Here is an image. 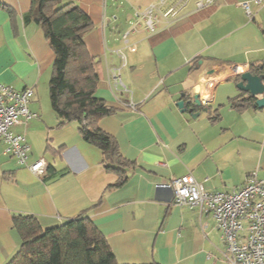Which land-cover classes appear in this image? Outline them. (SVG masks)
Instances as JSON below:
<instances>
[{"label":"crops","instance_id":"crops-1","mask_svg":"<svg viewBox=\"0 0 264 264\" xmlns=\"http://www.w3.org/2000/svg\"><path fill=\"white\" fill-rule=\"evenodd\" d=\"M72 1L92 24L84 42L96 96L114 109L98 126L130 166L118 185L119 175L82 140L78 125L62 124L48 92L54 52L30 18L31 0H0V84L31 89L29 109L38 114L12 129L30 146L26 166L0 139V264L20 245L13 216H34L46 229L81 214L119 264H230L212 216L174 205L172 193L156 186L191 175L207 191L230 193L249 174L264 180V108L242 103L248 95L236 88L239 74L264 64V6L161 0L150 33L135 7L153 0H129L133 13L118 0ZM170 7L177 15L167 22ZM196 87L201 106L181 111L177 103ZM38 159L47 164L41 176L27 168Z\"/></svg>","mask_w":264,"mask_h":264},{"label":"trees","instance_id":"trees-1","mask_svg":"<svg viewBox=\"0 0 264 264\" xmlns=\"http://www.w3.org/2000/svg\"><path fill=\"white\" fill-rule=\"evenodd\" d=\"M30 18L54 52L48 84L52 110L62 124L78 125L82 140L101 151L104 166L119 175L121 185L130 164L114 138L98 126L114 109L96 96L98 76L84 42L92 24L72 0H31ZM249 72L264 80V64L252 66ZM242 103L254 107L255 99L248 96ZM12 227L20 245L7 264H119L105 238L83 214L46 229L34 216L15 215Z\"/></svg>","mask_w":264,"mask_h":264},{"label":"built area","instance_id":"built-area-1","mask_svg":"<svg viewBox=\"0 0 264 264\" xmlns=\"http://www.w3.org/2000/svg\"><path fill=\"white\" fill-rule=\"evenodd\" d=\"M253 2L264 6V0ZM240 6L247 14L250 13L248 3H241ZM153 11L154 6H149L143 13L145 29L150 33L155 32L157 27ZM176 15L177 11L170 7L163 18L169 22ZM235 74H239L238 69ZM114 80L120 83L119 76ZM33 95L31 89L17 91L12 86L0 84V139L6 144L5 153L13 156L20 166H26L30 146L23 134H15L12 129L38 118V114L29 109ZM27 168L41 176L47 164L38 159ZM156 187L170 191L174 205L198 209L212 216L221 232L230 264H264V180L257 179L255 173L246 177L240 189L230 193L207 191L191 175Z\"/></svg>","mask_w":264,"mask_h":264},{"label":"water","instance_id":"water-1","mask_svg":"<svg viewBox=\"0 0 264 264\" xmlns=\"http://www.w3.org/2000/svg\"><path fill=\"white\" fill-rule=\"evenodd\" d=\"M240 82L236 84V88L247 94L248 96L255 99L254 107L259 109L264 108V80L263 76L253 75L250 72H244L239 74ZM196 106L200 107V98H199V87H196L194 90V95L188 101H179L177 107L181 111H186L187 108Z\"/></svg>","mask_w":264,"mask_h":264},{"label":"rangeland","instance_id":"rangeland-1","mask_svg":"<svg viewBox=\"0 0 264 264\" xmlns=\"http://www.w3.org/2000/svg\"><path fill=\"white\" fill-rule=\"evenodd\" d=\"M120 2H122V5H119V9H123L125 11H128L129 13H133V9H131V7H130V1L129 0L128 1L127 0H118L119 4H120ZM152 3L156 5L155 10L153 11L152 14H153V16H156V18L158 17L157 19H160V15L158 14L157 9H158L159 6L163 8L164 4L161 2V0H153V2H151L150 4H152ZM145 4H146V2L143 3L144 6H145ZM150 4H148V6H145V7L144 6L138 7L136 5V7H135L136 11L138 10L139 12H141L143 14L145 9L147 7H149ZM165 4H166V2H165ZM191 5H192V3H190L188 7H190Z\"/></svg>","mask_w":264,"mask_h":264}]
</instances>
